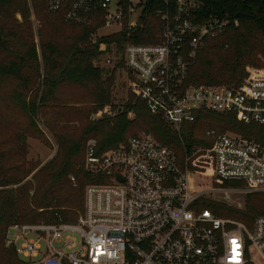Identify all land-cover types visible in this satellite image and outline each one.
Instances as JSON below:
<instances>
[{"label":"built area","instance_id":"1","mask_svg":"<svg viewBox=\"0 0 264 264\" xmlns=\"http://www.w3.org/2000/svg\"><path fill=\"white\" fill-rule=\"evenodd\" d=\"M46 6L50 14L63 13L67 23L98 25L90 43L103 53L102 62L114 64L116 44L99 40L137 29L152 0H47ZM199 8L194 0H177L174 15L156 12L158 43L126 45L128 91L178 132L199 111L233 114L243 124L264 127V69L247 68L234 87L184 86L207 39L220 38L230 25L217 17L193 22ZM114 115L106 107L93 120ZM206 139L212 145L186 151L183 165L173 149L146 132L101 155L97 140H89L84 166L90 180L77 223L16 224L8 243L25 264H254L249 248L264 264V215L249 227L200 203L218 194L228 201L233 193H264V146L215 129ZM199 177L217 185L239 182L244 189L200 188Z\"/></svg>","mask_w":264,"mask_h":264},{"label":"trees","instance_id":"2","mask_svg":"<svg viewBox=\"0 0 264 264\" xmlns=\"http://www.w3.org/2000/svg\"><path fill=\"white\" fill-rule=\"evenodd\" d=\"M41 1L47 16L54 18L51 23H57L56 20L60 23L57 28H53L54 40L46 41L42 37L43 68L35 45L32 48V59L12 51L11 39L17 37L20 43L19 35L10 34L3 25L0 27V52H10L13 55L9 61L0 63V78L18 80L20 91L16 92L11 99L26 113L34 126L40 109L49 101L55 102L59 94L67 97L64 100L73 102L71 99H74L75 103L79 104L83 103L81 100L84 98L91 99L95 103L94 112L111 104L116 73L114 70L104 79L103 70L94 65V62L103 55L96 45L90 43L91 35L99 27L98 25L79 26L67 23L63 13L50 14L47 11V0ZM194 1L200 4V8L191 16L193 22L202 23L217 17L228 20L230 25L220 38L207 39L205 48L197 53L195 60L188 68V74L184 80L185 87L238 86L246 77L247 65L264 67L261 63V59H264V0ZM176 7L177 0H168L167 4L160 0H152V7L146 10V16L137 29L124 30L101 38L99 41L116 44L118 55L124 54V49L129 43L156 44L162 30L161 21L156 12L162 9L174 15ZM0 8L17 9L24 17L29 12L26 0H0ZM122 64L125 68L123 60H120L116 67ZM26 70L27 72L31 70L32 74H26ZM32 78H38L43 84L42 96L38 98V103L37 97L33 100H26L24 97V93L30 88ZM58 102L62 103L59 97ZM124 106L123 112L113 119L103 118L89 122L80 135L77 133L70 135L66 127L55 130L54 138L59 151L48 165L38 169L39 165L36 164L25 170L22 163L13 167V174L1 172L0 264L4 259L1 243L8 241V231L17 223H77L80 215L84 213L85 188L90 180L83 169V162L87 142L91 139L97 140V153L101 155L108 149L127 142L129 138L146 132L163 145L173 149L180 165L184 163L186 151L189 152L196 146L210 147L212 145L207 139H198L197 135L200 131L209 129L222 133L229 131L264 146V127L243 124L233 114L199 111L196 121L183 124L178 132L162 116L153 115L146 104L137 100L130 92L129 100ZM59 109L61 112H66L67 119L70 120H72V113L76 114L74 116L76 120H81L88 111V107L81 106L73 110L66 108L64 104H61ZM129 112L135 114L134 119H129ZM6 156L0 155V161L2 162ZM34 172L36 173L32 180L26 181ZM70 176L75 178V181L77 179L76 183L71 182ZM197 185L198 187L206 186L201 181ZM32 190H34L33 195ZM200 203L220 217L234 218L249 227L253 226L258 216L264 215V193L246 194L244 211L227 206L225 202L203 200ZM11 249L20 260L19 262L25 264L17 256L15 248L11 246Z\"/></svg>","mask_w":264,"mask_h":264},{"label":"rangeland","instance_id":"3","mask_svg":"<svg viewBox=\"0 0 264 264\" xmlns=\"http://www.w3.org/2000/svg\"><path fill=\"white\" fill-rule=\"evenodd\" d=\"M26 2L29 6V12L27 13L26 17H24L23 14L17 9L14 10L11 8H0V27L1 25H3L4 27H6L10 34L19 35L21 41L20 43L17 37H13L11 39L12 51L19 52L20 54H23V56L32 59V48L35 45L38 52L39 61L41 62V67L43 68L41 42L43 38L46 41L51 39L54 40V38H52L55 34L53 28L58 27L59 20H56L57 23H51L54 21V18H49L44 12L43 3L41 0H26ZM12 56L13 55L10 52H0V63L3 61H9L10 58H13ZM116 57L117 58L114 60V64H105L104 62H102V58H99L94 62L95 67L103 70L104 79L109 77L114 70L116 71L114 85L112 87L111 104L106 105L97 112H94L93 108L95 103H93L91 99L88 100L87 98H84V100H81L83 103L79 104L75 103L76 100L74 99H71L73 102H69L67 101V99L64 100L67 97L59 94L58 97L62 101V103L58 102L57 97V100L55 102L51 103L49 101L46 106H43L40 109L38 117L36 118L35 126L32 125V122L30 121L26 113L19 109L11 99V97L16 92L20 91V89L18 88V80L13 78H0V155H7L6 157H4L2 162L0 161V174L1 172L13 174V167L18 166L22 163H24L23 166L26 170L36 164L39 165L38 169H40L41 167H44L52 162L59 151V147L54 138L55 130H61V128L66 127L69 129L70 135L72 133H77V135H80L84 127L89 122L98 121L93 120V117L103 111L106 107H111L113 110H115V115L106 116L104 118L113 119L117 114L123 112V108L125 107L124 105L129 100V73L126 67H123V64L120 65V67H116L117 64L120 63V60H123L124 62L123 54ZM261 63L264 64V59H261ZM258 66L250 64L246 66V70L247 68L251 67L264 69V67ZM41 71L42 73H44L43 70ZM25 73L32 74L31 70H29L28 72L26 70ZM42 86L43 84L38 80V78H32L29 90L24 93L25 99L33 100L37 97L36 100L38 103V98L42 96L43 92ZM61 104H64L66 108H71L73 110L78 109L81 106L88 107V111L85 117H83L81 120H76L74 117L76 114L72 113V120H70L67 119L66 112L64 113L60 111L59 108ZM57 105L59 107H57ZM120 108L122 109L120 112H118ZM134 118L135 114L133 112H129V119ZM207 131H200L197 135L198 139L206 140ZM22 138H24V140H21ZM85 158L86 150L83 169H85ZM35 173L36 172L31 174L26 181L32 180V177ZM70 177L71 182L76 183L77 179L75 181L72 179V176ZM197 181H201L202 184L205 183L207 185L205 187H213L219 190L244 189L242 188L243 184L239 182H226L224 185H217L210 183L211 180L209 178L203 177H199ZM201 187L202 186H200V188ZM31 194H34V190H32ZM207 200H211L214 202H225L227 206L239 209L240 211H244L246 209V196L240 195L238 193H233L231 195V200L228 201L224 199L221 194H218L216 199L210 197ZM17 224L33 225L42 224V222ZM15 235L16 230L11 227L8 231L7 240H12ZM1 244L3 245L2 253L4 256L2 264H22L19 262L20 260L16 257L15 253L11 249V245L8 243V241L5 240V243L3 242ZM249 253L254 264H262V259L256 252V250H254L253 248H249Z\"/></svg>","mask_w":264,"mask_h":264},{"label":"water","instance_id":"4","mask_svg":"<svg viewBox=\"0 0 264 264\" xmlns=\"http://www.w3.org/2000/svg\"><path fill=\"white\" fill-rule=\"evenodd\" d=\"M102 51H104V48H102Z\"/></svg>","mask_w":264,"mask_h":264}]
</instances>
